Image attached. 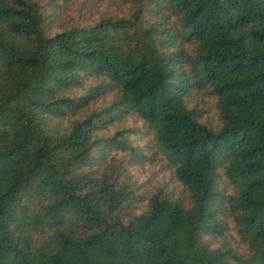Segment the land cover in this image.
<instances>
[{
	"label": "trees",
	"instance_id": "trees-1",
	"mask_svg": "<svg viewBox=\"0 0 264 264\" xmlns=\"http://www.w3.org/2000/svg\"><path fill=\"white\" fill-rule=\"evenodd\" d=\"M115 4L0 0V264H264V0ZM131 115L183 197L136 191Z\"/></svg>",
	"mask_w": 264,
	"mask_h": 264
},
{
	"label": "rangeland",
	"instance_id": "rangeland-1",
	"mask_svg": "<svg viewBox=\"0 0 264 264\" xmlns=\"http://www.w3.org/2000/svg\"><path fill=\"white\" fill-rule=\"evenodd\" d=\"M113 1L114 5L110 2ZM90 0V3L94 6V18L103 14L109 15H121L126 12L127 7L124 5H117L115 0ZM81 3L80 14L81 17L86 18L85 6L87 0H79ZM83 4V5H82ZM109 97L104 95L100 99L93 101L90 105L92 109H98L104 106L108 102ZM190 107H194L202 122L216 125L219 122V115L215 107V99L212 96L198 94L193 96L189 103ZM110 127L105 131V134H112L114 130L122 127H134L138 129V132L131 136L134 144H139L145 152L149 155L148 158L143 160H137L130 153H118V156L129 157V163L126 165L131 178L135 182L136 191L139 194L149 196L151 193L161 190L164 194L172 198L183 197L185 194L184 188L181 182L175 177L173 168L167 162L163 155L156 151V147L153 146L152 134L146 132L143 128L141 121L135 116L131 115L126 117L124 123ZM117 125V127H116ZM129 154V156H128ZM223 183H225L223 179Z\"/></svg>",
	"mask_w": 264,
	"mask_h": 264
}]
</instances>
